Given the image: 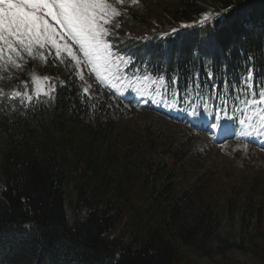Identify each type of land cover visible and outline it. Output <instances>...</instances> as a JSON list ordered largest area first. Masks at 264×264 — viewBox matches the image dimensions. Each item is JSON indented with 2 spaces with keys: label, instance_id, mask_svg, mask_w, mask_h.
I'll use <instances>...</instances> for the list:
<instances>
[{
  "label": "trees",
  "instance_id": "trees-1",
  "mask_svg": "<svg viewBox=\"0 0 264 264\" xmlns=\"http://www.w3.org/2000/svg\"><path fill=\"white\" fill-rule=\"evenodd\" d=\"M180 1L178 9L164 11L160 21H149L146 10L127 14L133 28L154 31L161 26H190L168 39L139 42L132 38L123 16L116 18L118 28L114 35L119 39L116 48L136 64L132 67L121 62L119 68L129 81L137 82L135 96L153 85L158 94L179 108H200L209 88L196 91L193 87L180 92L177 88L183 82L173 85L158 74L160 70L171 73L179 69L184 77L197 71L204 76L203 65L193 55L199 52L202 58L214 60L219 77L231 82L230 91L222 80L218 81L220 102L240 110L254 108L255 104L248 102L253 97L243 91L242 77L245 62L252 53L260 69L256 75L264 77V0H206L213 16L225 9L230 11L220 21L198 26L195 23L203 18L204 6L196 0ZM47 54V84L51 86L48 93L35 95L26 76L18 78L14 74L5 76L12 85L11 92L0 89V136L5 141L0 144V264H186L173 240L203 252L207 251L205 245L214 239L221 246H230L229 239L237 235V230L231 234L236 215L232 218L227 210L214 214L207 207L206 214L194 211L190 196L196 197L193 193H199L204 180L196 176L189 184L191 188H176V166L187 154L178 159L173 145L165 147L155 139L150 141L147 153L140 141L127 142L119 131L118 118L125 115L121 109L128 107L112 99L109 87L85 92L76 64L67 63L70 57L66 53L61 54L65 58L63 63L61 58L54 59L52 49ZM222 65H226V72ZM25 83L27 90H23ZM54 91L59 95L55 101ZM255 99L259 101L258 96ZM75 128L87 133L88 142L82 147L70 142ZM225 135L230 140L235 130L230 129ZM120 140L124 147L122 154ZM66 147L71 148V163L63 155ZM134 152L141 153V157ZM172 157L178 161L169 166L167 159ZM120 160L125 162L120 169L124 178L117 180L111 174V166ZM128 169L149 175L145 176L144 185L150 193L145 206L136 210L138 225L131 237L134 244L120 246L117 257L119 245L113 244L110 258L100 259L103 251L108 250L104 238L120 222L125 205L130 203L128 194L136 180ZM74 178L84 180L80 191L89 197L85 206L92 208L79 226L72 229L67 226L65 205L66 187ZM250 189L253 191V187ZM231 203L230 199L228 206ZM241 212L257 217L260 207L247 194ZM221 226L228 229L223 237L218 235Z\"/></svg>",
  "mask_w": 264,
  "mask_h": 264
},
{
  "label": "rangeland",
  "instance_id": "rangeland-1",
  "mask_svg": "<svg viewBox=\"0 0 264 264\" xmlns=\"http://www.w3.org/2000/svg\"><path fill=\"white\" fill-rule=\"evenodd\" d=\"M109 2L117 9L119 15L123 16L125 23H128L133 36L139 39L142 34L146 33L150 35L152 31L141 27L133 28L127 16L128 13H144L146 10V17L149 21H160L159 18L164 16V11L169 12L178 9L177 7L182 1L123 0V3H117V0H109ZM197 2L201 6H204L205 13H210L209 7H206L205 4L206 0H197ZM164 23L168 24V21L165 20ZM108 27L110 29L109 35H114L111 28H118V21L115 19V16L110 18ZM179 27V25L175 26V28ZM169 28L161 26L158 32H169L171 30ZM38 53H43L42 49L39 51L34 49L30 55L23 49L19 50L18 53H9L7 47H5L3 59L0 60V80H3L1 89L9 90L12 88L8 80L4 79V75L15 74L19 76L24 73L25 60H28L31 64L34 63L35 72L41 75L46 68L44 61ZM80 68V77L85 82L87 89L94 88L97 81L103 84H106L107 81L116 93L120 94L124 99L128 97V87L124 78L113 79L112 73L104 72L103 70L95 72L91 65ZM85 68L90 76L84 71ZM27 75H30L31 79V74L27 73ZM38 75L34 76V80H38L35 86L39 91L43 90L45 84L44 81L39 82ZM155 101L162 102L160 104L154 103L156 112L138 109L133 114L119 116L118 124L122 138L126 139L127 142L140 141L143 143L146 153L150 141L155 139L156 142L165 147L173 145L174 150L178 154V159L187 154V157H184L181 162L177 163V173L174 178L178 181L177 184L176 182L174 184L178 186L176 188L180 186L191 188L189 184L193 182L196 176H200L204 180L205 184L201 186L199 193H193L196 194V197L190 196L194 200V211L199 214H206L207 207V210L212 209L214 214H218L221 210H227L233 216L232 218L236 215V219L234 218L233 221V229L231 228V234L237 230V235L229 239L230 246H221L220 242L214 239L205 245L207 251L203 252L201 249H195L182 242L173 240L178 251L184 256L185 263L264 264V138L246 134L249 132L255 133L257 130L264 128V122L261 121V116H264V109L262 107H256L252 111L245 109L241 114L230 112L228 116L236 117L228 119L231 121L230 124L224 123L227 120L224 116H220L217 122L216 116L211 114L210 109L208 112H201L198 117H192L187 114L185 115L187 120L184 121V119H180L183 117L172 103L163 98ZM165 103L171 105L173 110L164 107L163 104ZM212 119L213 124L220 126L215 127V131L210 134L206 129L208 121ZM241 119L245 120V125L243 126L239 123ZM249 124H251V128H248ZM230 125L236 126L237 133L235 138L229 141L223 140L221 133L224 129L229 128ZM69 139L70 142L72 141L73 144L79 147L84 146L88 142L86 131L79 128H75L72 131ZM121 142L122 140H120V154L123 153L124 149ZM0 144H5L1 136ZM93 146L96 150L97 146L95 144ZM154 151H156L155 148ZM101 152L102 150H100ZM63 155L68 162L71 161V148L66 147ZM134 155L141 157V153L134 152ZM178 159L172 157L170 160L167 159V163L169 166H173V163L178 161ZM124 163V160H120L111 166V174L117 180L124 178V174L120 171ZM128 170L131 171V169ZM131 172L136 181L133 183V186L130 188L131 191L128 194L127 199L130 203L125 205L123 211L125 215H123L120 222L108 232L107 239L104 238V243L108 250L106 252L103 251L100 259L110 258V249L113 244L119 245L115 252L116 257L120 246L125 247L127 244L132 246L134 244L131 241V237H133V234H136L135 228L138 225V222H136L138 220L136 218V210L145 206V198L150 191H146L144 185L145 176L149 177V175L147 176L146 173L144 174L143 171L139 170ZM202 173L206 174V176ZM83 181L77 178L71 179L66 187L67 200L65 208L67 226L72 229L79 226V223L92 208V206H85L86 200L89 197H85L80 191L83 185H85ZM250 187H253V191L249 190ZM93 191L89 193H93ZM247 194L260 207V214L257 217L254 213L247 214L241 212L242 201ZM230 199L232 203L228 206ZM244 215L246 219H244ZM221 227L218 230V235L223 237L228 232V229H226V226Z\"/></svg>",
  "mask_w": 264,
  "mask_h": 264
},
{
  "label": "snow or ice",
  "instance_id": "snow-or-ice-1",
  "mask_svg": "<svg viewBox=\"0 0 264 264\" xmlns=\"http://www.w3.org/2000/svg\"><path fill=\"white\" fill-rule=\"evenodd\" d=\"M117 3H123V0H117ZM229 11L230 9H225L224 12H217L215 16L205 13L200 23L208 25L209 22L220 21ZM114 16H119V13L109 0H0V60L3 59L5 47L9 53H18L23 49L31 55L34 49L39 51L50 45L55 49L54 59L61 58L62 63L65 58L61 57V54L66 53L67 57H70V60H67L68 64L75 61L76 67L91 65L93 71L103 70L112 73L113 79H119L121 62L125 65L131 64L132 67H136V64L128 54H121L116 48L117 37L109 35V20ZM188 27L190 26L182 24L179 28H172L166 35H179L182 29ZM193 55L203 65L204 76L197 71L184 77L179 69H173L171 73L160 70L158 74L168 78L169 83L173 85L183 82L182 86L177 88L180 92L193 87L196 91L201 87L209 88L200 108H193L191 112H187L188 115L198 117L201 112H208L211 102L217 119H220L221 112L226 119L236 118L228 116L229 111L233 113L236 111L235 107L229 108L226 103L220 102L221 92L218 81L222 80L223 85L228 86L230 91L231 82L216 74L212 58L207 56L202 58L199 52H194ZM255 60V54H250L245 62V74L242 77L243 91L253 97L248 101L252 104L264 103V77L256 75L260 69L256 66ZM221 68L226 72V65H222ZM71 79L74 80L75 77ZM63 86L59 85V87ZM84 91L87 92L88 89L85 88ZM256 96L259 97V101L255 99ZM28 99L31 100L32 97L29 96ZM52 99L54 101L59 99L58 92L54 91ZM147 102L148 100H145V103ZM152 103L162 102L153 100ZM111 106L110 104L109 107ZM163 106L173 110L169 104L165 103ZM176 110L186 111L183 108ZM261 121L264 122V116H261ZM239 123L243 126L245 120L241 119ZM219 126L212 125V127ZM248 128H251V124ZM246 134L264 138V128Z\"/></svg>",
  "mask_w": 264,
  "mask_h": 264
}]
</instances>
